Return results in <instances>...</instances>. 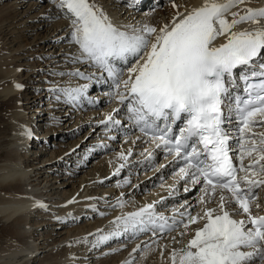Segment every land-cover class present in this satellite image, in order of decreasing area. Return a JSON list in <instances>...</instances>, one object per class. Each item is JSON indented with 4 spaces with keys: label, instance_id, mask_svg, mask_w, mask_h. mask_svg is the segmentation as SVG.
I'll list each match as a JSON object with an SVG mask.
<instances>
[{
    "label": "bare ground",
    "instance_id": "obj_1",
    "mask_svg": "<svg viewBox=\"0 0 264 264\" xmlns=\"http://www.w3.org/2000/svg\"><path fill=\"white\" fill-rule=\"evenodd\" d=\"M29 1L11 0L8 3V11L14 14L15 23L24 27L27 34L36 35V41H41L36 48L43 44L44 50L48 46V53L42 54L48 66L59 61L69 64L65 65L66 70H49L53 74V82L45 85L46 89L42 92L30 95L25 80H22L24 66L16 62L19 59L9 56L11 52H3L0 56V103L4 107L3 112L0 110V264H172V252L184 248L194 235L193 230L202 226L191 225L188 235H181L185 232L181 224L185 217L181 213L191 211L192 215H196L202 212L205 206L199 203V198L203 193L200 190L195 199L186 196L184 188L190 189L194 185L185 184V180L176 174L183 161L177 162L165 150L156 148L151 139L139 134L126 106L117 101L113 80L90 62L76 59L80 52L78 46L71 42V21L66 19L65 14L68 17L72 15L61 7V0L51 2L42 9L40 4L33 2L27 5L28 10L21 11ZM122 1L89 0L123 31L144 26L159 30L170 24L178 13L182 18L204 3V0H179L176 4L178 7L173 10H162L156 0H137L135 3L125 0V5H122ZM215 2L225 3L226 0ZM248 8H264V0H246V3L232 8L226 14V19L230 21L234 12L243 15ZM46 21L52 27L40 36L39 31L46 26ZM259 26L264 27V20ZM256 27L251 23H242L234 31L253 30ZM24 35L20 32L21 37ZM66 41L69 42L62 46L64 50L58 54L57 47L60 46L56 43ZM226 42L227 37L220 36L214 44L219 46ZM4 44L0 40V48ZM70 49L66 51L67 54L63 53ZM63 55L67 56L57 59ZM49 58L52 59L48 61ZM260 59L264 60V55ZM116 64L120 68L127 67L120 62ZM37 68L38 65L32 66L33 71L37 72ZM77 72L92 79H83L75 75ZM43 75L38 73L40 77ZM30 77L26 79L27 83L33 80ZM44 78L46 80L48 77ZM123 78L127 79L126 71ZM85 85L87 90L78 99L70 100L65 94L66 90ZM56 91L58 94L52 95ZM43 97H50L47 109L43 107L46 103L42 105ZM111 99L113 104L105 108L104 104ZM82 108L88 112L83 113ZM109 115L113 117L112 120H108ZM34 117L38 130L46 128L45 134H49L48 145L51 148L56 146L52 145V140L72 138L87 124L90 127L78 140L67 145H64L66 142L60 143L59 151H52L51 157L44 158L47 152L33 151L34 146L31 145ZM70 118L74 119L72 130L66 132L60 127ZM46 119L52 122L49 124ZM125 120H128L126 126ZM66 126L68 129L69 126ZM227 129L234 144L233 152L238 156L239 144L235 143L239 138L238 122L231 118ZM42 132L37 138L46 140ZM259 133H264V127L257 125L247 135L257 134L254 138L259 139ZM114 147L119 149L111 152L110 156H103L100 165L93 164L94 170L87 172L94 158L103 154L104 149ZM162 153L160 164L149 170ZM250 160L246 158L245 164L250 163ZM68 165H73L68 170L69 182L64 174L55 175L60 166L64 168ZM256 167L259 168V165ZM131 178L135 179L134 183ZM254 192L258 196L256 202L261 205L259 212L262 214L264 188H256ZM41 204L44 207L38 206ZM149 204L154 205L156 213L167 217L170 224L176 221L174 231L161 234L156 229L133 235L130 231L124 232L122 226L118 227L115 223L118 217L137 212ZM215 206V203L208 205ZM82 222L87 224L80 225ZM116 231L121 234L98 242L101 236ZM36 234L39 235L37 239ZM54 235L60 238H54ZM35 252H38L37 255ZM46 256L53 258L49 260Z\"/></svg>",
    "mask_w": 264,
    "mask_h": 264
},
{
    "label": "snow or ice",
    "instance_id": "obj_2",
    "mask_svg": "<svg viewBox=\"0 0 264 264\" xmlns=\"http://www.w3.org/2000/svg\"><path fill=\"white\" fill-rule=\"evenodd\" d=\"M244 3L204 0L202 6L182 18L178 13L159 30L144 26L123 31L89 0H61V7L73 17L71 42L80 52L76 59L90 62L113 80L118 103L126 106L139 130L150 136L156 148L183 161L176 174L185 184L201 185L199 203L205 207L196 215L181 213L185 217L181 235H188L191 225L202 226L193 230L184 248L172 252V264H264V214L254 192L264 188V133L258 134L259 139L254 138L257 134L247 135L257 125L264 127V60L260 59L264 27L259 26L264 8H248L243 15L234 12L230 21L226 19L232 8ZM242 23L257 27L234 31ZM220 36H226L227 42L216 46ZM232 89L237 90L235 95ZM86 90L87 85L65 94L75 100ZM233 115L239 133L235 158L225 127ZM179 122L183 126L174 129ZM246 158H251L250 163L245 164ZM213 203L215 207H208ZM115 223L135 235L174 231L176 221L170 225L149 204ZM120 234L101 236L98 242Z\"/></svg>",
    "mask_w": 264,
    "mask_h": 264
},
{
    "label": "rangeland",
    "instance_id": "obj_3",
    "mask_svg": "<svg viewBox=\"0 0 264 264\" xmlns=\"http://www.w3.org/2000/svg\"><path fill=\"white\" fill-rule=\"evenodd\" d=\"M11 0H0V40H1V42L4 44L3 46L4 47H2V48H0V56H1V54H3V52H5V53H9V52H11L10 53V55L9 56H12L13 58L14 57H17L18 59V61H16L18 64H22L23 66H24V68H23V74H24V76H23V78H22V80H25V82H26V88L28 89V94H30V95H34V93L33 92H36L35 94H37V93H40V92H42V90L43 89H46L45 88V85L46 86H48V85H50L49 83L51 82H53V80H54V78H53V74L52 73H50V72H48L49 70H58L59 68H62L63 70H66V68L64 69V67H65V65H68L69 64V62H66V61H59V62H56V63H53L54 65H50V66H48V62L47 61H44L45 60V57H43V53H48L47 52V50H48V46H46L45 47V49L44 50H42V47H43V44L40 46V47H38V48H36V46H37V44H39L41 41L39 40V41H36L37 40V37H35L36 35L35 34H27V32L28 31H24L25 30V28L24 27H19L18 26V23H15V21H14V14L12 13V14H10V12L8 11V3L10 2ZM13 1H15V0H12V2ZM31 1V2H30ZM26 5H24V7L21 9V11H25V10H28V8H29V6H27L28 4L30 5V4H32L33 2H36V3H38V4H40L41 5V7H40V9H42V7H45V6H47V5H49L51 2L52 3H55L56 2V0H30ZM152 1H155V0H152ZM179 0H156V2H159L160 3V6H161V9L162 10H166V9H170V10H173L175 7L173 6L174 4L176 5L177 4V2H178ZM122 5H125V0H123L122 2ZM132 6H134V5H131L130 7H132ZM177 6V5H176ZM39 10V9H38ZM147 12V11H146ZM57 14V13H56ZM56 14L54 15V16H56ZM59 16H60V14H59ZM65 16L67 17L66 19L69 21H71L73 18L72 17H68L69 15H66L65 14ZM60 17H62V19H64V16H60ZM25 19H27V18H25ZM61 19V18H60ZM45 24H46V26L44 27V28H42L40 31H39V33L41 34L40 36H42V35H45V33H46V30H48V29H50L52 26L51 25H49V21H46L45 22ZM20 32H21V34H25L24 36H20ZM18 36H20V38H18ZM67 40V39H66ZM69 41H66V42H59L60 44H57L56 43V45L58 46H60V47H57L58 49H57V52H58V54H60L63 50H64V47H62L63 45H66V43H68ZM51 45H53V44H51ZM19 46L21 47V49L20 50H22V51H26V52H28V53H26V54H24V52H22V51H20L18 48H19ZM62 48V49H61ZM62 50V51H61ZM53 51H54V49H53ZM68 51H71V49L70 50H65V52H63V53H65V54H67V52ZM32 55V56H31ZM29 56H31V58H29ZM67 56V55H66ZM65 55H63V56H60L59 58H57V59H64L65 57H66ZM11 57V58H12ZM20 58H22V59H20ZM24 58H27V59H24ZM50 59H52V58H49L48 59V61L50 60ZM63 62V63H62ZM65 63V64H64ZM25 64V65H24ZM57 65V67H56V65ZM62 64V65H61ZM30 65V66H29ZM33 65H38V68L36 69L37 70V72L36 71H33L32 70V66ZM59 66H61V67H59ZM63 66V67H62ZM35 72V73H34ZM44 73V75L43 76H38V73ZM35 74L34 76H32V77H30L31 76V74ZM32 78L33 80L31 81V83H27V80L26 79H28V78ZM44 77H48L46 80H44L45 78ZM42 79V80H40V79ZM44 78V79H43ZM28 86V87H27ZM58 94V91H56V92H54L52 95H57ZM115 95H113V96H111V97H114ZM29 97V96H28ZM50 98V97H49ZM48 97H43V103H42V105L44 104V103H46L45 105H43V107H44V109H47L49 106H48V102H50V100H48L49 99ZM52 98V97H51ZM113 99V98H112ZM112 99L111 100H109V102L108 103H106V104H104V107L106 108V107H108V106H110L111 104H113V101H112ZM115 99V98H114ZM27 100V99H26ZM2 109H4V107H3V104L2 103H0V110H2ZM82 110H83V113H86V112H88L87 110H84L83 108H82ZM2 112H3V110H2ZM76 113H78V111L77 112H75V114ZM48 115H46V117H47ZM78 117H76L75 119H77ZM46 121L47 122H49V124H50V122H52L51 120L49 121L48 119H46ZM74 121V119H71L70 118V120H67L66 122H64V123H61V124H64V125H61V129H65V131L66 132H69V131H71L72 129H71V127L73 126V122ZM37 123V120L35 119V117H34V119H33V126H34V133L32 134V136H31V141H32V143H31V145L32 146H34V150L33 151H38V152H42L43 153V151L44 152H47L46 153V155H42L44 158H49V157H51L52 156V154H53V152H55V150H56V152L57 151H59L60 150V148L58 147L59 146V144L60 143H65L64 145H67L68 143H70L71 141L73 142V141H76V140H78L79 139V137L80 136H82V135H84L85 133H86V131L89 129V124H87L81 131H82V133H81V131H79V133L77 134V135H75L74 137H67V138H65L66 140H64V139H62V138H58V139H56V140H52L51 141V143H52V145H56L54 148H51L49 145H48V136H49V134H45L46 133V128H41V129H39L38 130V125L36 124ZM67 124V126L66 127H68L69 126V128L67 129V128H65V125ZM128 124V120H125L124 121V125L126 126ZM53 128V127H52ZM67 129V130H66ZM58 130H60L59 128H58ZM36 131H38V132H36ZM41 131H43L42 133V135H46V140L45 139H38L37 138V135L41 132ZM53 133V132H52ZM102 134V133H101ZM104 134H102V136H103ZM36 137V138H35ZM255 137V136H254ZM56 138V137H55ZM238 140H239V138L238 139H236V141H235V143L236 144H239L238 143ZM41 141H43L42 142V144L40 143ZM45 141V142H44ZM64 141V142H63ZM40 143V144H39ZM121 142H118V144H120ZM110 144H112V142L110 143ZM39 145V146H38ZM119 149V147L117 148V147H114V148H112V149H108V150H106V149H104V153L103 154H101L100 156H98V157H96V158H94L93 159V161H92V163L90 164V167H88L87 168V172H89L90 170H94V166H93V164H99V161H101L102 159L101 158H103V156H110L114 151H116V150H118ZM53 151V152H52ZM106 151V152H105ZM112 152V153H111ZM54 156V155H53ZM158 158H156L155 159V161H154V163H152V165L150 166V168H149V170H151V169H153V168H155V167H157L159 164H160V161L162 160V158H163V153L162 154H159L158 156H157ZM74 165V164H73ZM72 165V166H73ZM100 165V164H99ZM72 166L70 165H68V166H64V168H62L63 166H60L59 168H58V172L56 171V174H55V172H54V174L55 175H65L64 176V178H67V182H69V181H71V179L69 178L70 177V173H68L69 171H70V168H72ZM66 168H69V169H66ZM63 169V170H62ZM69 170V171H68ZM123 170V169H122ZM54 175V176H55ZM83 174H81L80 176H82ZM79 176V177H80ZM125 176V175H124ZM135 177V176H134ZM139 177V176H138ZM69 178V179H68ZM136 179H137V177H136ZM135 179H133V178H131V181L133 182ZM131 182V183H132ZM134 183V182H133ZM200 188H201V185H194V186H192L191 188H190V190L188 191V192H185L187 195L186 196H188V197H191L192 199H195V198H197L198 196H199V194H200ZM68 189H70V187H68ZM196 201V200H195ZM97 218H95L94 219V221L96 220ZM87 223H85V222H82L80 225H86ZM36 233H38V232H36ZM39 237V235H35V238L37 239ZM58 238L59 236H57V235H54V238ZM60 238V237H59ZM36 253V255H37V253L38 252H35ZM35 253H34V255H35ZM35 255V256H36ZM52 256H46L45 258L47 259H49V260H51L52 258H51ZM55 258V257H54ZM45 259V260H46Z\"/></svg>",
    "mask_w": 264,
    "mask_h": 264
}]
</instances>
